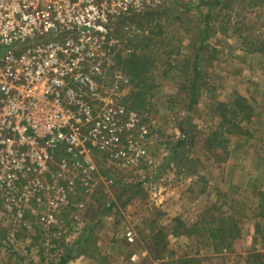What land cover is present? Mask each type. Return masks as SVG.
<instances>
[{
	"label": "rangeland",
	"instance_id": "rangeland-1",
	"mask_svg": "<svg viewBox=\"0 0 264 264\" xmlns=\"http://www.w3.org/2000/svg\"><path fill=\"white\" fill-rule=\"evenodd\" d=\"M200 1L130 0L127 13L110 18L111 31L98 48L106 75L99 80L102 96L137 114L136 126L124 128L122 136L138 141L146 154L134 153L133 163L125 164L94 150L96 168L86 181L78 171H60L58 162L66 157L62 146L52 166L56 174L48 179L55 189L25 200L0 192V264H59L69 252L66 264H166L173 252L175 257L200 254L202 264H264V254L256 253L264 249V240L255 235L254 211L264 190V0H222L208 24L209 7ZM147 12L154 13L150 20L142 17ZM208 25L215 32H209V46L200 53L201 78L191 103L186 75H193L197 49L189 44L204 38ZM147 35L162 61H157L151 104L135 110L125 100L135 87L119 57L137 49V40ZM172 50L180 54L169 58ZM172 59L177 67L187 60L188 73L170 69ZM237 96L255 105L248 124L253 135L239 137L242 146L218 161L204 137L219 122L213 113L217 104ZM119 121L123 126L130 118L119 114ZM184 138L187 144L176 147ZM212 216L241 220L242 236L233 251L217 253L203 245L197 228H189L192 237L184 227L183 234L169 233L173 218L203 225ZM128 229L136 232L134 242L126 239ZM158 239L169 248L162 259Z\"/></svg>",
	"mask_w": 264,
	"mask_h": 264
},
{
	"label": "built area",
	"instance_id": "built-area-1",
	"mask_svg": "<svg viewBox=\"0 0 264 264\" xmlns=\"http://www.w3.org/2000/svg\"><path fill=\"white\" fill-rule=\"evenodd\" d=\"M129 8L130 0H0V192L25 200L55 189L48 179L62 146L60 171L86 181L94 150L125 164L146 154L122 136L137 114L102 96L99 83L106 75L98 48L110 18ZM119 114L130 122L122 126Z\"/></svg>",
	"mask_w": 264,
	"mask_h": 264
},
{
	"label": "trees",
	"instance_id": "trees-1",
	"mask_svg": "<svg viewBox=\"0 0 264 264\" xmlns=\"http://www.w3.org/2000/svg\"><path fill=\"white\" fill-rule=\"evenodd\" d=\"M201 6L209 7L206 15L204 16V22L206 24L212 19L213 11L222 4V0H215L214 3H209V1L201 0ZM165 11H160L159 14H164ZM167 13V11H166ZM154 13L147 12L146 15L142 16L147 19L149 16V20ZM148 21V20H147ZM149 23L151 21H148ZM159 28L162 25H158ZM161 31V30H160ZM215 32L214 29H210V26H206L205 32L206 35L204 38H196L194 41L191 40L189 45L194 44L197 52L194 55V63H193V75H186V80L191 82L189 91L191 94L192 102L195 103V91H197V87L199 85V79L201 78L200 68H199V58L201 57L200 53L209 46L208 37L209 32ZM153 36L147 35L139 38L137 40V49L127 54L126 56L119 57V65H121L122 71L125 72L131 79V82L134 84L135 89L127 95L125 100L130 103L128 105L129 108L135 110L147 109V107L151 104V95L150 92L152 89L157 87V72L156 69L157 61H162L160 56L156 58V42L153 44ZM155 52V53H154ZM168 57L171 58L174 53L179 55L180 50H172L167 51ZM172 62H176L175 59H172L168 62L170 69H181L186 74L188 70L184 65H186L187 60L184 63H181L183 66H176ZM168 70L164 72V76L167 77ZM183 85H186L184 82ZM215 107V106H214ZM218 118L219 122L217 126L204 137V146L207 151L214 153L217 156V160L223 159V157L231 156L232 152L236 149V147H241L242 144L238 141L239 137H245L246 139H250L253 133L248 128V124L252 123L254 115L256 113L255 105L242 96H237L231 101L227 102H219L213 112ZM186 138V137H185ZM180 139L178 140L176 147H182L187 144L186 140ZM258 202L257 206L254 209L255 216L257 217V224L255 226V235L256 237L260 236L264 240V190H260L258 193ZM212 214V213H211ZM210 220L204 223L203 225H199V222L194 224H188L184 222L181 218L176 217L173 218L174 221L173 229L169 232L172 234H183L181 227L186 228V231L189 232L188 235L190 237L193 236V232L189 230L191 228L193 231L197 228V236L200 238V242L203 245L208 244L207 247L213 248L214 252L217 253H225L233 251L234 242L242 236V228H241V220L234 217H216L212 216L209 218ZM185 232V231H184ZM168 233V235H169ZM207 233V239L204 240V234ZM167 235V234H164ZM89 239V238H88ZM87 240V239H85ZM157 241V249L159 251L158 257L162 259L164 256V252L168 251L166 245H161ZM210 241V242H209ZM264 249H262L263 251ZM258 251L256 252L259 255L264 254V252ZM167 255V254H166ZM200 254H187L184 257H175V252L171 253L168 257V261L166 264H202L199 262V259L202 260L199 256ZM255 255V254H254ZM72 257L71 252L61 258V263L66 264L70 258Z\"/></svg>",
	"mask_w": 264,
	"mask_h": 264
},
{
	"label": "crops",
	"instance_id": "crops-1",
	"mask_svg": "<svg viewBox=\"0 0 264 264\" xmlns=\"http://www.w3.org/2000/svg\"><path fill=\"white\" fill-rule=\"evenodd\" d=\"M166 206V204H164V206H162V207H165ZM170 215V214H169Z\"/></svg>",
	"mask_w": 264,
	"mask_h": 264
}]
</instances>
